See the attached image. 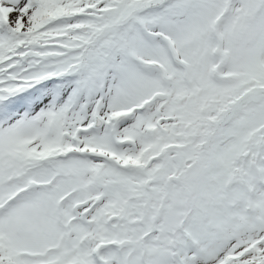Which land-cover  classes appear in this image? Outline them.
<instances>
[{
	"label": "snow or ice",
	"instance_id": "obj_1",
	"mask_svg": "<svg viewBox=\"0 0 264 264\" xmlns=\"http://www.w3.org/2000/svg\"><path fill=\"white\" fill-rule=\"evenodd\" d=\"M0 264H264V0H0Z\"/></svg>",
	"mask_w": 264,
	"mask_h": 264
}]
</instances>
